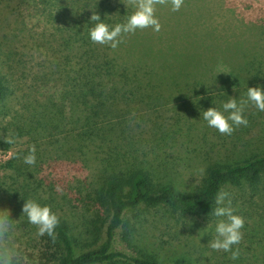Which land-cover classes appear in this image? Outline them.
<instances>
[{"label":"trees","instance_id":"16d2710c","mask_svg":"<svg viewBox=\"0 0 264 264\" xmlns=\"http://www.w3.org/2000/svg\"><path fill=\"white\" fill-rule=\"evenodd\" d=\"M29 1L35 7L39 5L37 12L42 15L50 0ZM75 1H79V6L68 15L55 54L48 60L47 70L34 87L29 104L0 124V148L9 152L0 162V213H8V235L16 249L17 264H114L122 260L127 264H264V213L249 207H240L234 213L244 220L241 240L234 246L239 249L235 260L223 250L208 247V241L215 236L216 222L223 219L212 215L219 189L247 187L250 195L264 200V149L253 144L254 137L261 140L264 136V111L249 103L243 113L247 124L225 134L227 144L213 143L206 149L202 146L198 157L204 172L188 192L161 182L148 165L151 163L142 159L130 163L125 158L133 156L143 145L133 127L143 118L149 120V110L163 101L175 97L185 116L195 117L207 129L199 116L203 109L219 107L233 97L243 98L248 86L259 84L264 89V55L235 38L224 45L216 43L213 60L199 62L192 68L187 62L193 57L185 58L180 44H173L167 40L169 35L162 33L156 39L144 33H122V38H118L121 49L111 48L88 38L92 23L88 18L96 12L109 25L123 23L134 11L132 5L127 0ZM176 24L179 30V20ZM182 61L180 66L178 62ZM10 91L9 80L0 71V119L6 115L4 102ZM149 133L144 143L151 141L155 145L148 151L142 148V153L152 154L154 161L165 167L167 160L162 157V148L169 140L177 139L178 129L175 126L158 135ZM21 138H25L26 147L11 150ZM105 147L110 150L107 156L97 158L102 184L96 194L91 191L90 203L85 206L88 211L90 204L95 218L89 221L84 214L61 211L66 194H61L59 188L64 191L67 184L64 177L51 170L40 174L44 157L53 153L74 165L81 156L88 159L91 149ZM30 153L35 162L28 165L24 157ZM29 199L48 205L58 216L54 237L37 232L32 237L28 230L22 235L15 232L21 224L32 225L22 212L24 201ZM141 207L194 217L202 224L196 228L169 226L168 239L188 246L169 257L156 253L134 256L114 248L118 229L119 237L128 246L143 236L137 221H132V217H138L136 209ZM129 212L130 220L126 219ZM244 217L250 218V222ZM186 232L188 239L177 237ZM83 234L89 237L84 240L80 237ZM77 245L82 247L79 252L75 251Z\"/></svg>","mask_w":264,"mask_h":264},{"label":"rangeland","instance_id":"374dc122","mask_svg":"<svg viewBox=\"0 0 264 264\" xmlns=\"http://www.w3.org/2000/svg\"><path fill=\"white\" fill-rule=\"evenodd\" d=\"M127 1L135 10L137 0ZM80 3L82 2L80 1ZM78 4L79 1L75 0H50L42 15H38L39 5L35 7L32 1L0 0V71L9 80L11 88L4 102L6 115L0 119L1 125L15 112L24 111L22 109L24 105L29 104L35 93L34 87L37 86V82L47 70L48 60L55 54L54 49L65 29L68 15L75 10V7L79 6ZM153 7V15L159 23L158 31H154L149 26L124 35L144 33L154 39L161 33L165 36L169 35V39H166L173 44H180L179 50L183 51L180 53L185 58L188 55L193 57L194 60L187 62L192 68H195L199 62L213 60L216 43L224 45L226 41H232L235 38L244 40L245 44L264 55V0H182L180 8L176 11L172 10L171 0H155ZM177 20H179V30H177ZM166 23L169 25L166 26ZM116 47L121 49L119 43ZM187 59L189 58L187 57ZM178 64L181 66L184 62H178ZM206 69L208 70L207 66ZM212 69L213 64L209 70ZM199 70L203 69L199 68ZM178 104L176 98L172 97L170 101H163L157 107L149 110V120L143 118L137 121L133 130L134 133H137L136 135H140V142L143 145L138 150L136 149L133 156L125 158L130 163H137L141 159L151 163L148 165L154 168L153 172L161 182L170 183L181 192H188L199 183L201 178L199 170L203 166L198 152L202 150V146L204 145V149L213 143L217 144H213L215 146L220 144L224 146L223 144H227V141H224L226 140L225 134L219 133L214 128L204 129L202 122L197 121L195 117L187 118ZM175 126L178 129L177 139L169 140L162 148V157L167 160L166 166L163 167L160 166L161 164L159 165L160 161L158 163L154 161L152 154L144 155L142 148H146L145 150L148 151L152 145H155L149 141L151 145L146 147L149 144L145 145L144 143L145 139L149 138V132H155V135H158L160 131ZM202 133H205V140H202ZM254 140L255 146L264 149V136L261 137V140L254 137ZM160 144L158 147L161 146ZM25 147V138H21L16 141L15 145L13 144L11 150ZM153 149L155 148L153 147ZM109 151L107 147L91 149L88 152V159L81 156L74 165L68 159L58 158L53 153H48L44 157L40 174H46L51 170L53 174L64 177V183L67 184L66 190L62 191L59 188L61 194H66L61 211L69 210L74 215L84 214L89 221L95 218L90 204L88 211L85 206L90 203L91 191L96 194L102 184V168H100L101 165H98L97 158L104 154L107 156L106 153ZM8 155L9 152L0 148V162L5 160ZM55 163L57 165L54 168ZM140 163L147 164L142 161ZM55 170L59 171V174ZM224 189L229 194L230 206L234 209V213L244 206L256 210V213H264V200H259L257 195H250L249 188L227 186ZM68 191L70 192L68 193ZM100 211L102 210L100 209ZM136 211L137 218L132 217L129 212L126 214V219L130 220L132 217V221H137L143 236L138 237V241L133 240L128 246L119 237L118 229L113 240L114 248L134 256L143 253H156L159 257L164 258L174 254L177 250H184L188 246L185 245V247L182 241H171L166 236L169 226L177 224L180 227L186 225L189 228H196L202 224L197 218L171 215L161 208L141 207ZM244 219L250 222V218L244 217ZM96 222L98 223V221ZM103 229L104 226L101 228V233ZM27 230L32 237L35 236L36 227L33 225L24 226L21 224L20 228L15 229V232L22 235ZM80 237L85 240L89 235L83 234ZM177 237L183 240L188 239L190 235L186 232ZM166 239L169 242L164 241ZM79 245L75 247L76 252L82 250ZM127 263L129 262L122 260L114 264Z\"/></svg>","mask_w":264,"mask_h":264},{"label":"clouds","instance_id":"9594fccd","mask_svg":"<svg viewBox=\"0 0 264 264\" xmlns=\"http://www.w3.org/2000/svg\"><path fill=\"white\" fill-rule=\"evenodd\" d=\"M154 3L155 0H137L135 10L125 18L124 22L114 25L107 24L96 12L92 13L88 18L92 22L88 28V38L92 42L101 45L108 44L109 47L115 48L120 42L118 38L122 33H130L136 29L149 26L154 31H158L159 23L153 15ZM181 3L182 0H171L172 10H178ZM249 103L254 104L257 110L264 111V89L261 85L248 86L243 98L233 97L221 102L219 107H207L199 116H202L209 128H214L221 134H231L234 127L247 124V119L243 113ZM34 162L33 154L30 153L24 157L25 164L31 165ZM199 171L202 175L204 169L201 168ZM228 195V192L223 188L215 194L216 206L212 210V215L223 217V219L216 222L215 236L208 241V247L212 250H223L229 253L231 259L235 260L239 254V249L234 246L238 245L241 240V228L244 220L238 214H234ZM22 212L25 214L27 222L36 227L37 235L54 237L59 218L50 210L48 205H42L34 199H29L24 201ZM10 228L8 213H0V238H3L0 242V264H17L16 249L8 235Z\"/></svg>","mask_w":264,"mask_h":264}]
</instances>
